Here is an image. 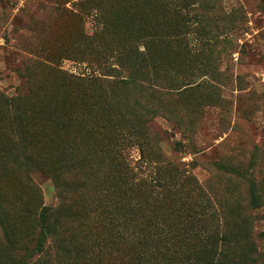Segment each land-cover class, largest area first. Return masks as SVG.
<instances>
[{"label":"rangeland","instance_id":"374dc122","mask_svg":"<svg viewBox=\"0 0 264 264\" xmlns=\"http://www.w3.org/2000/svg\"><path fill=\"white\" fill-rule=\"evenodd\" d=\"M131 1L130 8L128 0H0V154L8 160L0 171V210L7 211L10 232L20 239L32 229L37 234L38 188L42 207L58 214L51 220L68 221L57 240L69 255L56 264L100 263L96 241L87 242L83 230L89 226L96 240L101 204L128 217L132 225L125 240L136 241L135 223L151 241L141 264H198L195 256L186 259L184 250L192 253L209 240L217 252L226 239L239 238L264 252L259 236L264 231V0H177L176 16L170 13L176 6L172 0ZM130 77L126 95L131 105L134 97L139 100L133 115L114 106L106 118L77 107L88 104L85 88L109 96L108 81ZM61 100L66 127L56 131L39 112L45 103ZM13 106L22 108L15 126L6 112ZM21 128L28 155L48 159L56 142L78 151L60 174L70 187L64 192L67 205L59 204L47 176L10 163L20 150ZM158 152L165 163L149 164ZM165 156L184 177L166 165ZM83 157L99 172L121 163L123 205L112 200L117 191L105 197L110 190L102 184L103 174L78 187L82 177L92 176L85 165L78 169ZM147 176L158 177L151 195L136 187ZM191 178L199 193L190 195ZM219 209L226 211L229 233L215 215ZM242 219L251 237L235 235ZM117 252L108 264H135L126 249ZM247 257L229 247L220 264H249ZM30 261L48 264L36 257Z\"/></svg>","mask_w":264,"mask_h":264},{"label":"trees","instance_id":"16d2710c","mask_svg":"<svg viewBox=\"0 0 264 264\" xmlns=\"http://www.w3.org/2000/svg\"><path fill=\"white\" fill-rule=\"evenodd\" d=\"M176 1L177 0H172V2L174 3H176ZM131 2H132L131 0H128L130 8L133 7ZM108 4L110 5V7L112 6V2H108ZM178 12H179V8L176 3V6L172 11H170V13L176 16ZM106 32L107 30H104L102 34ZM131 33L133 34L135 33L137 36L138 31L132 29ZM130 46L131 44L128 46V49L132 48V46L131 47ZM115 71L116 69H113V72ZM89 78L90 80L87 81H92L93 77L91 76ZM108 83H110L109 96L107 94L95 95V91L93 89L85 88L84 101L87 100L88 104L85 105V102H83L81 105L77 107L83 106L84 110H89L87 112H96V114L98 112L99 115H104L106 117L109 116L108 110L111 111L114 106H117L118 109L125 111L127 114L133 115L134 114L133 110L137 109L139 100L135 99L134 97L133 99L135 101H133L132 102L133 105H131V101L128 99L126 95L125 90H130L129 88H131V77L130 80L129 79L118 80L117 78H115L112 81H108ZM1 101H4V99L0 96V104ZM14 101L15 100L13 99L7 100L6 103L9 102L12 103ZM60 103L57 104L53 101H49L44 104L43 108L39 112V114L40 113L43 114L44 116L43 120L46 122V124L56 127V131H58L57 130L58 126H62V129H65L66 127V116L64 113L66 112L65 110L67 109L65 108L64 110L62 107H60V106L66 107L63 104L62 100L60 101ZM97 107H103L104 111L100 112ZM10 108H7L6 112L8 114L12 113L11 115L12 120H10V124L15 126L17 117H19L20 114L22 113V108H16L13 106L12 107L13 111H11ZM46 111H48L49 113L46 114ZM87 112L85 116H82V121L85 123H87V121L90 120V117L88 116ZM7 117L10 118V116L8 115ZM111 120H115V117L112 116ZM22 132L23 129L21 128L19 135L21 141L19 153L17 155L14 154V158L11 160L10 163L17 167L19 166L31 167V170L37 169L38 172L42 173L44 176H47L53 182L58 198L61 201L59 202V204L62 206L67 205L70 202V200L67 202V197L65 195L66 193L64 192L67 191V189H69L70 187L69 186L66 187V185L62 181V177H60V174H62V170L64 169L65 165L67 169L69 168L72 162L71 160L74 159L73 157L75 156L78 157L77 156L78 151H76L75 148H72L67 144L56 142L57 144L54 146L55 148H52L51 150L52 155L50 156V158L38 159L37 157L28 155L26 153L27 149L25 143L22 141ZM151 135L155 136L156 139L160 138L161 136L160 133L154 130L153 133H151ZM106 147H109V149L112 151L116 150L114 145H107ZM21 153H25L26 157H21ZM159 153L160 152H158V154H155L154 161L147 159L149 164L153 162L165 163L163 160L159 161V158H161ZM66 155H70V159L68 158L65 161L64 156ZM144 159L146 158L144 157ZM108 160H110V158L107 159V164L110 165L111 162L109 163ZM165 160L167 161L166 165L175 168L176 172H178L179 174H181V176H183V174L180 171H178V168L175 166L174 161L167 159L166 156H165ZM7 163H8L7 157L4 156L3 154H0V171L3 170V167L6 166ZM77 163L79 164L78 169L82 168L85 165V167L89 170L90 175H92L88 177L86 180L82 177L81 179L83 180V182L79 183L78 185L79 188H82L86 181L92 180L93 178L95 179V175H97L98 173L103 174L102 184L106 185L107 190L112 191V192L107 191L105 197L109 198V195L115 194V191H117L118 195L116 196V198L112 197L113 202L120 206L124 204L123 202L124 192H122V187L126 183V176L122 172L121 163L114 164L112 168H109L104 172H99L100 169H96L95 165L88 162V159L86 157L79 158ZM78 169H74L72 172L75 171L76 174H79L80 172ZM156 169L160 171V167L157 166ZM157 180L158 177H154V178H150L148 176L144 178L140 177L141 184L137 185L136 187H138L139 190H142L143 188H147L149 190V194L151 195L153 193L152 190H154V186L156 185ZM189 181H191L190 185L193 187L192 189L189 190L190 195L194 193H199L197 188L193 186V184L198 185L199 183L193 178H191ZM160 191L156 193L155 196L156 198H158L159 195H161ZM163 192H165V190H162V195ZM41 198H42V194L40 190L37 188L34 195V200H35L34 202H35V207L37 208L39 207V211L35 213L37 215L35 216V221L39 229L37 234L35 235L33 234L34 232L33 229L32 232L27 231L28 235L24 239H20V237L17 238L15 235H13L10 232L11 227L8 225L7 220L5 219V215L7 214V211L0 210V231L3 236V240L0 241V264H29L31 262L30 260L35 257L38 260L46 262L48 264H52V261L53 264H56L58 261L60 262L61 260L66 259L65 258L66 255H69L60 249L57 240L59 234L58 232H60L59 230L63 228L64 230H68L64 226V224L68 223V221L62 217L53 218L51 220L50 216H56L58 214L57 213L53 214L54 210H50L47 209L46 207H42ZM114 199L119 200V202L114 201ZM253 200H254V196L251 194L250 202L252 203ZM37 202L39 203V205ZM153 203H158V201L155 200L154 197H153ZM101 206L104 207H96V212H100L104 210V212L101 213L100 219L96 217V240H93L91 238L92 233L90 231L89 226L85 230H83L84 237L87 238V242L94 245L96 241V257L100 258L98 259V261L101 260L100 263L98 264H105V263L108 264L114 258L111 257L112 253L113 254L114 252L118 253L117 252L118 247L121 249H126L129 252L128 257L131 259V262L135 260V264H141L143 260V254L145 253V251L151 249L150 248L151 241L148 239V237L144 232H141L142 230L140 229V227L136 226L135 223H133V227L138 230L136 234L137 236L136 241L134 242L132 240L133 237L128 239L126 238L125 240V236L128 232V228L132 225L131 222H127L128 217L126 215L122 217L117 214L109 212L108 209L112 208L111 205L101 204ZM11 207L12 209L16 208L14 205H11ZM225 213L226 211L219 209V211H217L215 215L217 217L218 216L222 217L224 221L223 216L226 215ZM237 214L240 215L239 213ZM236 223L240 224V230L236 231L235 229L236 231L235 235L241 233L242 234L241 237L242 236L251 237L250 236L251 234L248 233L247 228L245 226L244 219L238 220ZM228 228L229 225L224 221V229L226 230V233H229V230H227ZM64 230H62V232H64ZM252 233L256 234L253 231ZM259 236H264V231L260 233ZM224 242H226L225 248L220 249L219 252H217L216 248H214V244H215L214 241L209 240V241H205V244L202 243L203 246L199 247L197 250H195L192 253H188L186 250H184L185 251V252L183 251L184 256L186 257V259H188L189 257L188 255H190V257L195 256V260L197 261L198 264H214V263L220 264L221 259L225 257L227 249L230 247L238 251L239 256L242 259L248 256L247 258H249V264H255L254 259L256 261V264H264V252L258 251L255 247H252L253 242L248 241L244 238H239L233 241L231 240L227 241L226 239V241ZM238 242L243 249L242 253L239 251L240 247ZM71 245L74 246V244ZM116 245L118 247H116ZM20 253H23V255L19 256L18 254ZM116 256H120V255H116ZM214 259H216V261Z\"/></svg>","mask_w":264,"mask_h":264}]
</instances>
